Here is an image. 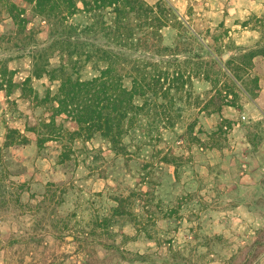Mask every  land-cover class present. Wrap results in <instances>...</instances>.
Returning <instances> with one entry per match:
<instances>
[{
    "label": "rangeland",
    "instance_id": "1",
    "mask_svg": "<svg viewBox=\"0 0 264 264\" xmlns=\"http://www.w3.org/2000/svg\"><path fill=\"white\" fill-rule=\"evenodd\" d=\"M165 1L180 15L163 29L170 50L146 57L182 69L187 84L165 101L155 97L145 123L126 136L125 155L99 133L73 138L77 124L65 114L57 117L65 132L38 146L30 128L49 120L60 80L37 77L35 68L62 59L53 49L50 63L39 56L54 40L50 23L32 13L20 31L0 4V71L8 67L0 85V264H225L233 255V264H264V56H246L264 44V0ZM68 68L74 77L99 73L92 62ZM162 102L172 112L168 128ZM223 119L230 122L214 133ZM10 128L30 142L5 147ZM135 188L149 190L139 202L153 237L127 216L113 217L109 229L101 222L116 197ZM191 234L197 238L187 245ZM191 253L192 260L183 257Z\"/></svg>",
    "mask_w": 264,
    "mask_h": 264
},
{
    "label": "trees",
    "instance_id": "2",
    "mask_svg": "<svg viewBox=\"0 0 264 264\" xmlns=\"http://www.w3.org/2000/svg\"><path fill=\"white\" fill-rule=\"evenodd\" d=\"M2 3L7 6L20 31L27 30L32 13L50 23L55 37L46 52L39 56H47V63H50L47 52L53 49L60 53L62 59V63L55 68L49 69L47 65L35 68L34 74L37 77L48 73L53 79L60 80L49 120L30 128L37 133L40 148L54 139L53 133L60 136L65 132L64 124L57 119L65 114L77 124V128L70 132L73 138L90 139L99 133L109 141L117 154L125 155L129 153L126 136L145 123L144 117L153 111L155 97L165 101L173 89L180 91L187 84L182 69L171 72L168 67L160 65L166 60H151L146 57H163L170 50V46L163 43V29L180 15L177 9L165 0H158L153 4L146 0H0V4ZM82 13L89 15L91 20L82 24L70 21L72 17ZM98 37L103 38L104 42H100ZM139 51L145 53V56H134L133 52ZM209 52L214 57L213 51ZM257 55L264 56V44L246 52V56L251 60ZM82 62H92L99 73L91 78L74 77L68 66L75 67ZM215 62L218 61L215 59ZM7 72L8 67L4 66V70L0 71V85H4ZM234 76L238 80L241 79L239 72H235ZM128 78L130 84L127 83ZM171 79L174 81L171 82ZM30 80L31 77H28L25 82ZM8 81L10 85L14 84L12 78ZM246 90L252 95L249 89ZM171 101L174 103V97H171ZM162 107L166 114L164 118L169 120L165 122L164 127L168 128L170 125H167V122H172V112L167 114L164 102ZM226 122L230 121L223 119L214 133H219ZM190 128L193 129V125ZM29 142V136L19 128H10L4 146L11 147ZM5 166L6 160L0 146V167ZM175 175L181 180L178 168H175ZM148 192L149 190L135 188L127 195L117 196L112 214L102 217L104 227L109 229L113 224V217L127 216L138 231L153 237L151 228L144 220L145 206L141 204ZM188 196L191 194L188 193ZM188 196L180 195L177 199H182L183 202ZM139 205L143 206V210H138ZM196 238V234H191L187 245H193ZM206 238L222 240L220 235ZM170 243V250L173 251L174 245ZM196 247L198 245L194 250ZM175 254L181 256V248L175 251ZM194 255L183 254V257L192 260ZM233 261L234 255L225 264H233Z\"/></svg>",
    "mask_w": 264,
    "mask_h": 264
},
{
    "label": "water",
    "instance_id": "3",
    "mask_svg": "<svg viewBox=\"0 0 264 264\" xmlns=\"http://www.w3.org/2000/svg\"><path fill=\"white\" fill-rule=\"evenodd\" d=\"M227 55H228V54H227ZM227 55H226V56H227Z\"/></svg>",
    "mask_w": 264,
    "mask_h": 264
}]
</instances>
